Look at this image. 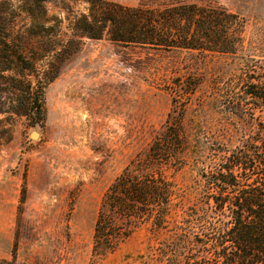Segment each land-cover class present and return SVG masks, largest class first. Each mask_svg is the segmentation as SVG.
<instances>
[{"label": "rangeland", "instance_id": "rangeland-1", "mask_svg": "<svg viewBox=\"0 0 264 264\" xmlns=\"http://www.w3.org/2000/svg\"><path fill=\"white\" fill-rule=\"evenodd\" d=\"M12 1L19 5V0ZM106 1L130 8L179 3L220 7L245 20L243 46L235 54L165 52L126 46L108 35L102 40L85 39L82 50L45 91L43 126L0 113V260L174 264L161 256V248L175 240L186 211L198 204L199 174L203 164H209L207 138L235 149L253 132V114L249 118L226 114L217 93L241 70L255 67L264 73V0ZM47 8L63 21L67 35L76 17L90 12L86 0H54ZM27 24L26 16L18 19L14 32ZM179 80L183 86L197 81V90L184 117L189 142L185 166L170 173L178 196L168 228L142 226L115 252L97 259L94 231L103 198L162 132L174 108ZM191 250L210 251L207 246Z\"/></svg>", "mask_w": 264, "mask_h": 264}, {"label": "trees", "instance_id": "trees-1", "mask_svg": "<svg viewBox=\"0 0 264 264\" xmlns=\"http://www.w3.org/2000/svg\"><path fill=\"white\" fill-rule=\"evenodd\" d=\"M52 1L19 0L18 6L12 0L0 2V113L26 117L33 126L45 124V91L82 50L85 39L108 35L126 46L165 52L235 54L243 46L245 20L220 7L179 3L130 8L86 0L89 14L76 17L67 35L63 21L49 14ZM23 16L29 24L16 34L13 28ZM254 68L241 70L217 93L226 114H253V132L235 149L207 138L209 164L199 174L198 204L186 211L175 240L161 248V256L174 264H264V73ZM177 85L162 132L103 198L94 231L97 259L115 252L142 226L168 228L178 196L170 173L185 166L189 142L184 117L197 81L183 86L179 80ZM198 246L210 251L194 253L191 249Z\"/></svg>", "mask_w": 264, "mask_h": 264}, {"label": "water", "instance_id": "water-1", "mask_svg": "<svg viewBox=\"0 0 264 264\" xmlns=\"http://www.w3.org/2000/svg\"><path fill=\"white\" fill-rule=\"evenodd\" d=\"M33 137L36 138V137H38V135L35 133V134L33 135Z\"/></svg>", "mask_w": 264, "mask_h": 264}]
</instances>
